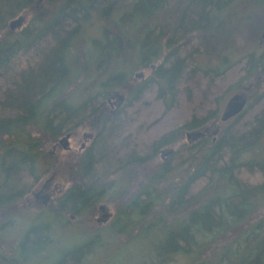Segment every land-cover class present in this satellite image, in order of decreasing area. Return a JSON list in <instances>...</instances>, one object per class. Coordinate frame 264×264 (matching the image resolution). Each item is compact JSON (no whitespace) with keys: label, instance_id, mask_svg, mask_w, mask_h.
I'll return each mask as SVG.
<instances>
[{"label":"trees","instance_id":"16d2710c","mask_svg":"<svg viewBox=\"0 0 264 264\" xmlns=\"http://www.w3.org/2000/svg\"><path fill=\"white\" fill-rule=\"evenodd\" d=\"M127 2L0 0V237L26 216L10 215L11 208L28 191L42 148L91 123L94 137L76 163L73 184L56 207L45 210L60 219L59 230L69 227L65 214L90 215L110 191L112 177L125 174L119 179L125 182L160 151L168 152L155 172L136 178L134 192H117L128 197L107 227L62 251L54 264H82L100 232L129 239L134 231L131 243L144 240L148 248L143 264H167L173 255L194 264H264V0ZM25 12L28 25L14 31L10 23ZM95 20L102 23L99 35L90 38L86 27ZM136 68L149 75L134 84ZM236 68L241 77L231 91L245 84L238 94L254 99L217 135L190 146L182 138L218 119L221 97L214 110L181 123L164 114V131L141 147L133 143L128 109L153 105L174 112L181 95L190 101L189 87L199 86V75L209 90ZM81 84L77 96L70 91ZM115 90L129 95L111 118L104 100ZM145 96L154 103L143 102ZM243 172L261 181L250 184ZM54 231L29 220L13 254L0 253V264L29 262L50 247Z\"/></svg>","mask_w":264,"mask_h":264},{"label":"rangeland","instance_id":"374dc122","mask_svg":"<svg viewBox=\"0 0 264 264\" xmlns=\"http://www.w3.org/2000/svg\"><path fill=\"white\" fill-rule=\"evenodd\" d=\"M133 1L134 0H132V2ZM130 2L131 0H128L127 4H129ZM29 21L30 13L25 12L21 13L10 24H13L12 29L14 31H20L25 28L26 25H28ZM92 22L93 23L90 24L89 27H86V33L90 38H97V36L99 35L98 27L102 23H100L101 21L96 20ZM82 37L85 38L83 34ZM87 43L86 46L85 44L82 45L83 50L89 47ZM79 46H76L75 49H78ZM159 63L160 62H158L157 64ZM148 75L149 70L147 69H133L131 73V82L136 84L140 81L145 80ZM240 77L241 73L237 69V71L233 72V74L230 75L229 78L220 81L213 87L211 86L208 90V84L206 85V83L202 82L199 75L198 79L195 78L194 81L199 86L189 87V90L192 92L190 101L187 102V99L184 98V95H181L178 100V106L174 107V112L163 113L162 108H159V106L154 107L153 105L151 106V108H148L146 110L141 109L143 105H137L132 109H128L127 115L130 118L132 117L131 119L134 120V131L128 132L129 134L134 136L136 140V142L133 141V143L138 147H141L143 142L144 144H146L147 139L150 140L151 138L164 131L167 128L168 123L166 121L159 122L164 114L167 115L172 113L171 115L176 119L181 118L179 120H176L177 122L181 123L190 118L192 115L202 116L210 110H214L215 105H217L214 102L215 98L221 97L220 101L222 105L220 111L218 112V119L209 122L208 125L203 128L184 133L182 138L183 142L188 143L189 139H196L202 136L211 137L213 135H217L224 125L219 121V116L223 106L232 95L246 91L245 84H239L238 88H235L234 91H231L233 85L239 82ZM95 78L96 76H94L91 80H94ZM82 87L83 84L79 86V90L71 87L70 91L75 92L74 94L77 96V93H80V89H82ZM203 91L208 93L205 95L203 94L205 93ZM227 91H230V93L228 94L229 97L226 99L225 93ZM128 93L129 92H127L126 90H115L114 93L108 98H113V96L115 95L117 97H124L125 99L129 95ZM202 94L205 95V98H203ZM245 97L246 99L250 98L251 101H253L254 99L252 98L254 97L253 94L248 95L245 93ZM148 98V96H145L143 102L147 100L149 102V105L154 103V101L149 100ZM106 102L107 99L104 100V104ZM109 110L110 112L115 111L113 108H110ZM137 111H139L138 116H133ZM30 133L32 137L38 138L37 136H40V134H36V132L31 130ZM67 135H69V139H67L68 143L67 140L66 142L62 141ZM188 135L189 137H187ZM91 137H94V130H92L91 123H84L82 126L75 127L71 132L58 137L55 143L49 142L48 144H46L44 150L42 148V159L40 161L38 171L35 173L34 177L30 178V180L27 181L28 191L11 208L12 212L10 213V215L24 214L26 216L19 217V219H17L16 217L15 220H17L14 223V227H11V229L3 232L2 236L0 237L1 243L3 245L0 248V253H4L7 256L13 254V248L15 247V244L17 243V240L20 236L19 232H21L22 229L27 225V223H29V220L32 221V225L39 224V222H46L49 225H53L55 227V237H53V243L50 245V247L43 250L41 253H39V255L36 254L34 256H30L29 262L28 259L25 258L24 264H54L59 260L62 251L72 249L76 245L87 242L88 240L92 239L93 234L101 231L104 227H107V223L110 222L116 212V207L118 206V204H121L124 201L123 199L119 198V201L104 204L102 205L103 208L101 211L96 210L95 212H92L90 215L85 216L81 219H78L72 214H65L64 218L68 220L67 225L69 227L64 229L63 227H61L63 230H59L57 228L58 226H62L59 223L60 219L46 213V211H49L50 208L56 207V201H58V199L61 198L65 191L73 184V171L74 173L76 172V163L82 155V148H80V145L87 141L85 144L86 147ZM64 146L68 147L64 149ZM167 152V150L159 152L156 159H154L151 163L141 166V168H137V171L131 173V176H129L131 178L126 180L127 188H134V181L136 180V178L144 179V176H146L147 174L153 173V171L155 172V170H157L156 168L159 167L160 163L165 158ZM122 177H125V174L116 175L110 180L123 181L119 180ZM240 177L250 184H256L261 181V177L258 174L249 175L243 172ZM102 215H106L108 219L100 222L103 217ZM152 219L153 217L150 218V220ZM2 220L3 218L0 217V221ZM99 236L100 239H96L100 240V242H97L95 246H92L90 248L88 254H86V257L82 259V264H143V257L145 253L147 254L148 252L146 243L144 242V240L142 242L134 241L133 243H131L134 240V236H137V231H134V236L130 237L129 239L123 235L116 237V235H105L101 232ZM173 256L174 258L167 264H194L191 260L183 258V256ZM154 262L155 261H153L152 263L148 262V264H154Z\"/></svg>","mask_w":264,"mask_h":264},{"label":"flooded vegetation","instance_id":"af4514ba","mask_svg":"<svg viewBox=\"0 0 264 264\" xmlns=\"http://www.w3.org/2000/svg\"><path fill=\"white\" fill-rule=\"evenodd\" d=\"M113 97H115V95L113 96ZM116 100V101H115ZM124 97H118L117 99L115 98V99H113L112 97H110V98H108L107 99V105H108V115L111 117V118H113L116 114H117V112L119 111V109L121 108V104L120 103H123L124 104ZM110 108H113L115 111L114 112H110ZM207 126V125H206ZM195 134H197V133H195ZM187 137H189V135L187 136ZM207 137H209V136H202V137H199V138H196V139H187L188 140V145L190 146V145H192V144H194V143H196V142H198V141H200V140H202V139H205V138H207ZM69 139V138H68ZM90 141H89V143L87 144V146L85 147V144H86V142L87 141H85V143H83V144H81L80 145V148H82V154H83V152H85V150L89 147V145L91 144V142H92V140H93V137H91L90 139H89ZM215 141V139H213V142ZM67 143H68V140H67ZM68 146H64V149L65 148H67ZM161 152V151H160ZM116 182V184H114ZM106 184H110V185H112L111 187H110V191L108 192V194H106L107 196L105 197H103V200H102V203H100V204H98L97 205V207H95L94 209H93V211L92 212H95L96 210H102V208H103V206L102 205H104V204H108V203H112V202H114V201H119L118 199L119 198H121V199H123L124 201L121 203V204H123L125 201H126V199H127V197H116V194H117V192L121 189V188H126L127 186H126V181L124 182H117V181H108ZM114 184V185H113ZM136 188H138V187H136ZM134 190H135V187L134 188H132V189H130L129 188V193H130V191L131 192H134ZM124 191H125V189H124ZM119 205L120 204H118V206L116 207V210H118L119 209ZM91 214V213H90ZM103 217H102V219L100 220V222H103V221H105V220H107L108 219V217L106 216V215H102ZM108 224V223H107Z\"/></svg>","mask_w":264,"mask_h":264},{"label":"water","instance_id":"95a60500","mask_svg":"<svg viewBox=\"0 0 264 264\" xmlns=\"http://www.w3.org/2000/svg\"><path fill=\"white\" fill-rule=\"evenodd\" d=\"M246 98L241 94L233 95L225 104L223 111L220 115V122L225 123L230 119L238 116L246 107ZM69 138L67 135L62 141L66 142ZM66 149V148H65Z\"/></svg>","mask_w":264,"mask_h":264}]
</instances>
